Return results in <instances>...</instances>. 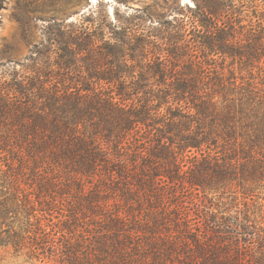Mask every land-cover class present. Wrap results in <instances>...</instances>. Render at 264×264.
<instances>
[{"label": "trees", "instance_id": "obj_1", "mask_svg": "<svg viewBox=\"0 0 264 264\" xmlns=\"http://www.w3.org/2000/svg\"><path fill=\"white\" fill-rule=\"evenodd\" d=\"M45 2V41L21 62L0 54V249H48L59 264H264V218L223 219L200 195L264 190V0L178 4L166 43L139 11L65 25L58 15L86 0ZM72 185L89 211L100 188L124 203L92 244L41 224ZM144 205L149 216L133 213Z\"/></svg>", "mask_w": 264, "mask_h": 264}, {"label": "rangeland", "instance_id": "obj_2", "mask_svg": "<svg viewBox=\"0 0 264 264\" xmlns=\"http://www.w3.org/2000/svg\"><path fill=\"white\" fill-rule=\"evenodd\" d=\"M195 0H86L85 3L72 6L66 10L65 15H58L57 21L65 25H76L83 14L88 11L108 14L112 19L114 14L119 16L137 15L141 20V26L146 30L150 38L154 36L163 38L157 39L158 42L166 43V37L173 34V14L176 6H193ZM47 2L45 0H4L3 8L0 10V54L13 60L24 61L29 55V43L36 44L45 41L44 21L47 15L42 14L41 10L45 9ZM125 13V14H124ZM19 19L27 20L30 36L24 40L23 31ZM167 30V32H165ZM171 37V36H170ZM161 47H164L161 45ZM4 61V59L2 60ZM90 189H84L88 193ZM100 188L102 194L98 201L93 202V210L86 208V202L82 201L81 190L75 186L65 189L61 196H56L55 201L49 205L50 210L45 213L46 219L41 222L46 226L47 231H55V238L60 242L80 240L86 238L88 243L95 242L103 232L108 217H112L116 211L122 212L124 203L120 201L119 195L115 193H105ZM68 193V194H67ZM203 203L212 208V210L223 219L230 217L242 218L246 215L249 220L254 222L264 218V190H258L251 199L243 200L240 191L237 192L223 190L205 189L200 192ZM191 196L184 193L183 200L185 206L189 207ZM76 202V203H75ZM55 203V204H54ZM148 206L144 205L142 209L137 210L134 206L133 213L139 214L146 218L151 213L147 211ZM49 213V214H48ZM132 213V212H131ZM173 214L168 217H172ZM139 217V216H138ZM151 217V216H150ZM194 217V215H192ZM104 226V227H103ZM163 227V226H162ZM166 232V228L160 229ZM64 235V238L61 236ZM41 241V240H38ZM44 248L41 242L39 246ZM92 246L85 247L87 250ZM173 261V257L171 258ZM0 264H59L55 263L53 257L48 253V249H39L31 251L24 249L15 253L12 249H0ZM165 264H171L169 260Z\"/></svg>", "mask_w": 264, "mask_h": 264}]
</instances>
